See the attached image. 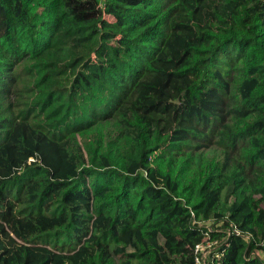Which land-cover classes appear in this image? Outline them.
Instances as JSON below:
<instances>
[{"label":"trees","instance_id":"16d2710c","mask_svg":"<svg viewBox=\"0 0 264 264\" xmlns=\"http://www.w3.org/2000/svg\"><path fill=\"white\" fill-rule=\"evenodd\" d=\"M206 238L264 264V0H0V264Z\"/></svg>","mask_w":264,"mask_h":264},{"label":"built area","instance_id":"2783aa9c","mask_svg":"<svg viewBox=\"0 0 264 264\" xmlns=\"http://www.w3.org/2000/svg\"><path fill=\"white\" fill-rule=\"evenodd\" d=\"M207 223V222H206ZM208 229L211 230V226L207 223ZM233 227V226H232ZM234 228V227H233ZM236 235L250 239V235L242 234L237 229H232ZM218 241L216 239L211 240L206 238L204 242L198 243L195 245L193 250V262L194 264H207L208 256L211 254L212 250L217 246Z\"/></svg>","mask_w":264,"mask_h":264},{"label":"rangeland","instance_id":"374dc122","mask_svg":"<svg viewBox=\"0 0 264 264\" xmlns=\"http://www.w3.org/2000/svg\"><path fill=\"white\" fill-rule=\"evenodd\" d=\"M204 153L206 155L210 156L213 153H218V148L213 146L211 150L205 151ZM259 256H260V258L264 259V252H259Z\"/></svg>","mask_w":264,"mask_h":264}]
</instances>
